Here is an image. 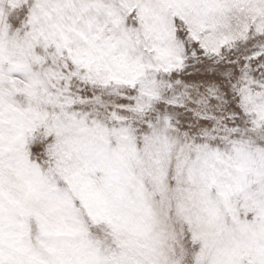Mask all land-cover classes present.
Listing matches in <instances>:
<instances>
[{
    "label": "snow or ice",
    "instance_id": "1",
    "mask_svg": "<svg viewBox=\"0 0 264 264\" xmlns=\"http://www.w3.org/2000/svg\"><path fill=\"white\" fill-rule=\"evenodd\" d=\"M0 264H264V0H0Z\"/></svg>",
    "mask_w": 264,
    "mask_h": 264
}]
</instances>
